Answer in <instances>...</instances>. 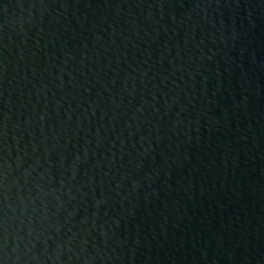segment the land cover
<instances>
[{
  "label": "water",
  "instance_id": "1",
  "mask_svg": "<svg viewBox=\"0 0 264 264\" xmlns=\"http://www.w3.org/2000/svg\"><path fill=\"white\" fill-rule=\"evenodd\" d=\"M0 264H161L101 0H0Z\"/></svg>",
  "mask_w": 264,
  "mask_h": 264
}]
</instances>
